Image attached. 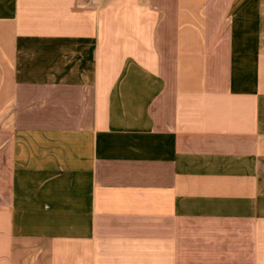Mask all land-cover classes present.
<instances>
[{
	"label": "crops",
	"instance_id": "obj_1",
	"mask_svg": "<svg viewBox=\"0 0 264 264\" xmlns=\"http://www.w3.org/2000/svg\"><path fill=\"white\" fill-rule=\"evenodd\" d=\"M0 264H264V0H0Z\"/></svg>",
	"mask_w": 264,
	"mask_h": 264
}]
</instances>
